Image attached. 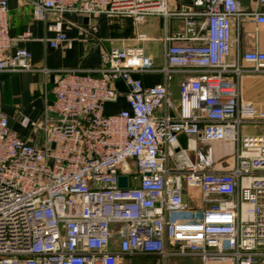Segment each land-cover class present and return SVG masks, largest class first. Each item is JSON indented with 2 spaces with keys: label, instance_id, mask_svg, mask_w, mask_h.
I'll list each match as a JSON object with an SVG mask.
<instances>
[{
  "label": "built area",
  "instance_id": "2783aa9c",
  "mask_svg": "<svg viewBox=\"0 0 264 264\" xmlns=\"http://www.w3.org/2000/svg\"><path fill=\"white\" fill-rule=\"evenodd\" d=\"M23 1L43 22L53 16L61 23L67 13L139 24L160 16L182 20L184 29L164 35L161 67L143 46L122 44L104 51L96 69L42 70L18 46L32 33L11 35L9 3L0 0V75L56 74L33 142L0 111V264H126L139 257L263 264L264 174L254 164L263 151L243 147L241 127L263 121L264 112L242 99L241 80L264 76V51L232 57V45L246 21L258 36L264 0H191L175 12L169 0ZM89 30L98 33L97 25ZM79 34L86 40L85 30ZM147 40L137 35L138 43ZM46 42L62 49L71 41L58 30ZM146 74L162 82L146 86ZM174 75H185L177 104L169 90ZM122 96L128 109L107 114ZM211 142L237 146L232 171H210L191 158ZM187 190L199 191L200 208L189 205Z\"/></svg>",
  "mask_w": 264,
  "mask_h": 264
},
{
  "label": "crops",
  "instance_id": "0c3cea01",
  "mask_svg": "<svg viewBox=\"0 0 264 264\" xmlns=\"http://www.w3.org/2000/svg\"><path fill=\"white\" fill-rule=\"evenodd\" d=\"M191 0H169L168 9L179 11ZM11 17V35L17 37L25 31L32 33V39L19 43V47L27 49L32 54V63L39 69L70 70L83 68L96 69L101 64L104 51L113 47L141 45L158 66L163 65L166 44L164 35L182 32L184 24L177 18L164 19L160 16L148 18L139 24L131 17L102 16L93 20L73 13H67L61 23H57L53 16L47 21H38L33 15V8L23 0H8ZM249 5L248 2L245 3ZM262 10L261 8H258ZM92 25H97L96 36L89 33ZM239 34V42L232 45V57L236 54L253 51H264V27H256L250 21L244 22ZM80 29L87 32L86 40L80 37ZM64 32L70 43L62 49H52L47 40L55 37L57 31ZM138 34H144L148 40L144 43L136 41ZM238 36L236 30L233 38ZM176 44H182L177 42ZM56 74L44 72L15 73L0 75V111L13 120L12 129L25 141L33 142L37 139V124L44 117L45 102L53 100L52 88ZM185 75H174L171 78L170 97L175 104L179 98V84ZM162 75L146 74L142 80L146 86H155L162 82ZM125 93L123 85H119ZM241 95L246 102L255 104L264 112V76H247L241 80ZM128 109L125 98L122 96L115 104H108L107 114H116ZM25 118L28 125L25 127L21 119ZM241 135L245 139L244 148L256 147L263 151V156L254 164L264 174V120L261 122H247L241 127ZM183 147H186L185 137H180ZM237 146L232 142H211L199 145L198 153H190L191 158L204 169L216 172H229L236 166ZM193 195V196H192ZM186 200L192 208H200V193L197 190H187ZM191 197H194L191 199ZM152 262V261H150ZM149 262V263H150ZM153 263V262H152ZM150 263V264H152ZM154 264H157L154 262ZM264 264V263H263Z\"/></svg>",
  "mask_w": 264,
  "mask_h": 264
},
{
  "label": "rangeland",
  "instance_id": "374dc122",
  "mask_svg": "<svg viewBox=\"0 0 264 264\" xmlns=\"http://www.w3.org/2000/svg\"><path fill=\"white\" fill-rule=\"evenodd\" d=\"M193 198L194 197H191V199ZM150 261H152L153 263ZM149 262L152 264H154V262H156L157 264H161V262L156 258H143V257L129 259L127 260L126 264H150ZM170 264H185V263L182 261H176V262H171Z\"/></svg>",
  "mask_w": 264,
  "mask_h": 264
},
{
  "label": "water",
  "instance_id": "95a60500",
  "mask_svg": "<svg viewBox=\"0 0 264 264\" xmlns=\"http://www.w3.org/2000/svg\"><path fill=\"white\" fill-rule=\"evenodd\" d=\"M13 120L9 119V127L12 128ZM127 178L126 177H120L119 179V185L122 188H126Z\"/></svg>",
  "mask_w": 264,
  "mask_h": 264
}]
</instances>
